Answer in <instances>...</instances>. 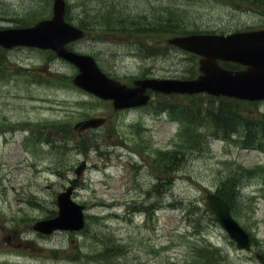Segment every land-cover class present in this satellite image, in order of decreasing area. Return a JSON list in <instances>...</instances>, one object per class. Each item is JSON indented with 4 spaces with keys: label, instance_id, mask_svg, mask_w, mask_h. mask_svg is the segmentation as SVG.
Listing matches in <instances>:
<instances>
[{
    "label": "rangeland",
    "instance_id": "obj_1",
    "mask_svg": "<svg viewBox=\"0 0 264 264\" xmlns=\"http://www.w3.org/2000/svg\"><path fill=\"white\" fill-rule=\"evenodd\" d=\"M0 1L11 9H15V5L21 2ZM93 1L97 4L104 0ZM129 3L127 8L134 13L149 12L155 15L164 4L180 5L183 10L185 8L188 25L204 31L223 33L264 27V14L250 9L246 4L237 6L230 0H130ZM40 15L41 12L37 14ZM155 36L158 37L154 39L157 46L168 48L166 53L151 57L121 56L122 50L111 48L116 40L114 37H109L110 41L83 40L79 48H95L100 61L105 66L114 68L116 75H125V81L132 80V74L139 73L183 76L194 71L197 74L194 56L173 49L170 52L165 36L149 33L148 37L140 34L138 39L152 44L151 37ZM4 55L7 63L11 62L14 68H19L14 74H0V118H4L0 124L3 127L10 122L21 124L27 121L28 124L12 127V131H0V264H64L51 255L49 245H52L49 242L46 243L32 230L24 232L11 228L10 222L13 220L14 223L21 218L22 225L18 227L32 228L35 222L32 221L33 216L42 214L44 207L57 209L53 203L54 189L51 186L47 189L39 177L49 178L48 182L53 183V187L61 188L67 176H75L74 169L82 160L88 161V167L80 178L77 198L87 205V214L95 215L90 219L89 232L106 233L112 242H123L122 246L129 248V251L115 256V262L89 259L83 256L82 251L95 252L100 245L91 238L87 230L79 236L67 231L57 233L53 239L58 241L57 246L64 245V250L72 249L79 242L81 257L71 264L182 262L191 260L195 242L208 240L223 247L228 257L227 263L224 261L222 264H258L256 260L250 261L245 254L240 253L220 225L205 214L203 209L206 194L209 190H215L222 180H243L242 177H232L233 173L230 174L235 166L231 161L250 167L253 173L245 177L246 185L243 189V194L248 199L240 201L237 214L247 225V229L261 241L258 243L264 249V151L211 137L205 150L193 149L186 156L180 155V159H174L173 166L179 169L173 172L168 170V175L173 178L172 182L158 188L157 176H161L162 169L159 160L161 152L190 145L187 138L176 137L179 122L168 113L154 111V108H160V102L166 99L164 96L155 97L152 110L116 112L111 102H98L94 96L72 88L54 74L53 71H60L70 77L74 68L63 60H57L53 54L21 50L12 52L10 56ZM17 58H20L21 63L30 65L20 66ZM39 78L44 81H35ZM176 100L184 101L181 97ZM82 101L89 104H80ZM258 108L264 110V103L257 106L246 105L243 111L254 113ZM87 115L106 116L108 123L97 130H72L66 138L71 145L67 150L57 147L53 151L48 144L28 142L26 145L23 141L25 129L30 134L32 129L38 134L39 128L48 129V120H67L75 124L78 120L87 118ZM38 122L45 125L40 127ZM56 130L63 128L57 127ZM54 137L57 138L56 135ZM39 152H43L46 157L39 156ZM55 161L65 163L64 173L49 172ZM34 164L39 170H36ZM257 165L263 167L256 168ZM152 190L155 194L149 196ZM36 196L40 197L41 203H30V199L37 201ZM28 197L29 202L26 204L24 202ZM141 202L149 203L150 209L157 208L154 211L156 214L148 217L144 213L129 212L130 204ZM196 202L204 212L203 216L188 211L187 206ZM152 203L154 205L151 208ZM245 203L250 207L248 212L247 207L243 208ZM195 218L198 222L195 227L202 229L200 233L193 231L196 228L193 229L189 224V220ZM60 256L67 258L65 251Z\"/></svg>",
    "mask_w": 264,
    "mask_h": 264
},
{
    "label": "water",
    "instance_id": "obj_2",
    "mask_svg": "<svg viewBox=\"0 0 264 264\" xmlns=\"http://www.w3.org/2000/svg\"><path fill=\"white\" fill-rule=\"evenodd\" d=\"M55 20L42 22L37 28L22 30L14 34H0V42L36 39L52 46L60 55L75 62L81 73L76 77L80 86L102 97L113 98L117 108L143 104L147 100L144 91L153 87L166 92L207 91L216 95H229L244 99L264 98V29L256 31L234 32L225 34H192L178 36L172 41L204 55L200 60L201 74L197 79H144L138 80L137 86L126 88L118 81L103 74L90 56L77 55L67 51L63 44L81 33L66 26L63 21L64 3L56 0ZM235 60L248 65V68L233 71L218 64V59ZM102 123L92 119L82 123L83 127ZM82 169L79 168L78 172ZM208 205L216 213L222 224L238 240L240 245L249 247L250 241L244 230L233 219L228 204L216 195L208 196ZM61 214L54 226L80 228L83 226L82 206L70 200V190L60 195ZM38 228L45 231L44 225Z\"/></svg>",
    "mask_w": 264,
    "mask_h": 264
},
{
    "label": "trees",
    "instance_id": "obj_3",
    "mask_svg": "<svg viewBox=\"0 0 264 264\" xmlns=\"http://www.w3.org/2000/svg\"><path fill=\"white\" fill-rule=\"evenodd\" d=\"M247 1L250 4L256 2L257 6L260 9L264 10V0H247ZM142 23L144 24H141V26H139V29H143L144 32H148V31L175 32V33L186 32V29L184 28V26L181 24L180 21L172 23L169 20L168 22L165 23L159 22V24L156 23L155 21L142 22ZM105 28L106 25H101L99 29L107 31L108 29ZM195 97H197V95ZM238 103L239 102L236 99H229L222 97L214 98L210 96L208 99L200 95L196 98V101H193L192 103L170 105L169 107L177 108V110L181 114L185 115L187 118L190 119L200 120V118L206 117V119L212 125L213 130L219 132L220 135L223 134L225 138L229 137L232 132L237 130L238 127L241 129L242 132H243L242 127H246L245 133H248L246 139H248L249 142H254V140L257 137H255L256 135L254 134L255 131L250 126L252 125L253 120L248 117L242 116V114L239 112L240 105H238ZM262 118H264V115ZM261 121H257V123H261ZM262 134L263 133L260 134V137H258L256 142L259 143L260 146L264 147V134L263 135ZM177 154L178 151L172 153L171 152L166 153V159L163 160L165 162L167 170L171 167L174 157L179 156ZM230 181L231 180H228V182L225 184L222 183V187H219L220 188L219 194H221L224 198L228 200L232 199L233 197L236 198L238 195V193L234 192L232 182Z\"/></svg>",
    "mask_w": 264,
    "mask_h": 264
}]
</instances>
